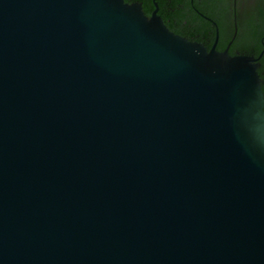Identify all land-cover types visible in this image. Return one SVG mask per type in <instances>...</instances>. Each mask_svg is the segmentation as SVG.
Here are the masks:
<instances>
[{"label": "water", "instance_id": "95a60500", "mask_svg": "<svg viewBox=\"0 0 264 264\" xmlns=\"http://www.w3.org/2000/svg\"><path fill=\"white\" fill-rule=\"evenodd\" d=\"M154 5L0 0V264H264L263 53Z\"/></svg>", "mask_w": 264, "mask_h": 264}, {"label": "trees", "instance_id": "16d2710c", "mask_svg": "<svg viewBox=\"0 0 264 264\" xmlns=\"http://www.w3.org/2000/svg\"><path fill=\"white\" fill-rule=\"evenodd\" d=\"M127 3H140L147 16H151L156 9L154 0H125ZM158 4V14L165 21L166 16L179 15L184 17L182 12L177 11L180 4L190 5L191 0H155ZM195 5L205 14L209 15L216 23L219 29L218 51H224L234 34V18L238 17V33L229 47V53L252 55L258 58L260 68L258 72L262 80V90L264 91V0H195ZM242 3L244 4L242 15L239 14ZM186 15V13H184ZM190 18L196 23L199 22L201 36L197 39L186 36L190 41L203 43L210 50L216 39V26L204 21H197L196 18Z\"/></svg>", "mask_w": 264, "mask_h": 264}, {"label": "flooded vegetation", "instance_id": "af4514ba", "mask_svg": "<svg viewBox=\"0 0 264 264\" xmlns=\"http://www.w3.org/2000/svg\"><path fill=\"white\" fill-rule=\"evenodd\" d=\"M195 0H191L190 5H184V4H180V6L178 7L179 12L183 13L182 18L179 17V15H175L172 16L169 14V16H166L165 21L163 20L164 24L166 25V27L173 33H175L176 35H179L181 37H184L186 39H188L186 36L192 37L194 35V38L200 39V38H205L203 36H201L200 34L201 29H200V24L199 22L196 23L195 21H193L190 16L192 18H196L197 21H204L206 23H211L214 24L216 26V23L212 20V18L205 14L201 9H199L198 7H196L195 5ZM245 3H242L239 14L242 15L243 13V7H244ZM159 11V8H158ZM184 13H186V15H184ZM150 17V16H149ZM236 18V16H235ZM234 18V26H235V22H237L238 25V17L235 19ZM235 28V27H234ZM198 42V41H196ZM201 43V42H199ZM203 44V43H202Z\"/></svg>", "mask_w": 264, "mask_h": 264}]
</instances>
